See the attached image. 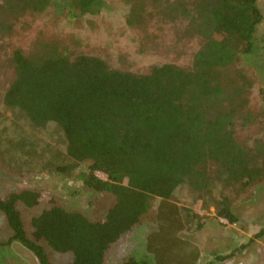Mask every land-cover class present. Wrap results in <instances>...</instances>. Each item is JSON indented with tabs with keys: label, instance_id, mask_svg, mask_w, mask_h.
Here are the masks:
<instances>
[{
	"label": "trees",
	"instance_id": "obj_1",
	"mask_svg": "<svg viewBox=\"0 0 264 264\" xmlns=\"http://www.w3.org/2000/svg\"><path fill=\"white\" fill-rule=\"evenodd\" d=\"M123 1L131 4L130 24L148 25L136 11L142 1L154 8L152 17L160 15L159 22L181 32L180 40L200 36L192 64L164 61L139 72L98 55H73L56 42L42 43L40 52H13L14 76L4 104L39 130L58 127L64 151L27 153L19 134L8 141V150L21 148L32 170L74 174L84 189L115 196L101 221L57 203L44 208L31 219L33 238L21 205L38 206L42 192L24 187L0 196V211L13 231L10 241L32 251L40 264H54L41 240L70 252L73 260L65 264H104L107 251L150 214L154 201L156 227L145 239L149 257L126 255L120 264H200L198 247L182 232L205 223L183 204L201 200L233 224L239 220L238 194L264 179L263 136L237 134L238 125L256 121L249 106L251 80L230 69L243 57L261 62L264 72L258 0ZM51 4L69 7L72 16L77 9L97 14L108 7L107 0H0V52L7 50L3 42L14 20Z\"/></svg>",
	"mask_w": 264,
	"mask_h": 264
},
{
	"label": "rangeland",
	"instance_id": "obj_2",
	"mask_svg": "<svg viewBox=\"0 0 264 264\" xmlns=\"http://www.w3.org/2000/svg\"><path fill=\"white\" fill-rule=\"evenodd\" d=\"M60 1L57 0L58 3ZM107 4L108 7L97 14H82L77 9L75 16H72L69 7L59 4H51L42 12H27L12 22V29L7 32L3 42L7 50L0 52V196L5 197L11 191L24 187L42 192L38 206L21 205L30 238H33L31 219L44 208L57 203L101 221L114 204L115 196L84 189L74 174L61 176L43 166L32 170V166L23 161L21 148L8 150V141L19 134L28 143L26 149L23 148L27 153L57 156V153L64 151V140L58 127L52 124L47 129L39 130L22 118L19 111L6 107L3 102L2 96L14 76V49H22L25 53L40 52L44 43L56 42L68 48L73 55H98L114 67L145 72L151 65L164 61L190 66L193 54L201 44L200 36L180 40L181 32L169 23L164 25L159 22L160 15L152 17L150 11L154 8L145 7L142 1H138L136 11L141 13L143 19L145 16L147 26L143 25V20V24L128 22L131 17L130 2L107 0ZM258 5L264 15V0H258ZM256 36L264 39V19L257 28ZM260 64L241 57L230 68L244 71L251 80L249 106L256 114V121L246 128L238 125L237 130V134L246 139L255 136L264 138V72ZM239 83L242 84V81ZM53 159L56 160V157ZM98 174L105 176L102 172ZM183 205L191 207L205 223L200 230L188 228L182 232L192 245L198 247L200 264H264V233L260 235L264 229V179L238 194L234 209L239 220L233 224H229L225 218L218 219L214 206L206 209L201 200L192 206L189 203ZM156 207L157 202L154 201L150 214L111 246L104 264H120L123 257L131 254L149 257L145 239L156 227ZM12 235L5 214L0 211V264H40L32 251L18 241H10ZM40 243L54 264L73 260L70 252L56 251L44 240ZM220 255L225 258H220Z\"/></svg>",
	"mask_w": 264,
	"mask_h": 264
}]
</instances>
